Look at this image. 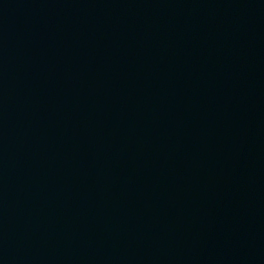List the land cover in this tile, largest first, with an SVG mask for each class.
Segmentation results:
<instances>
[{
    "label": "water",
    "instance_id": "95a60500",
    "mask_svg": "<svg viewBox=\"0 0 264 264\" xmlns=\"http://www.w3.org/2000/svg\"><path fill=\"white\" fill-rule=\"evenodd\" d=\"M0 264H264V0H0Z\"/></svg>",
    "mask_w": 264,
    "mask_h": 264
}]
</instances>
